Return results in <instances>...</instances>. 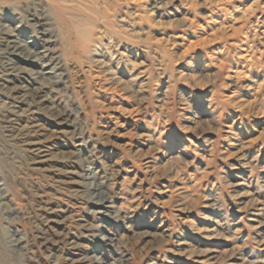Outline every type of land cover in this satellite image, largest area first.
I'll list each match as a JSON object with an SVG mask.
<instances>
[{
	"label": "rangeland",
	"instance_id": "obj_1",
	"mask_svg": "<svg viewBox=\"0 0 264 264\" xmlns=\"http://www.w3.org/2000/svg\"><path fill=\"white\" fill-rule=\"evenodd\" d=\"M69 1L0 7V264H264V0Z\"/></svg>",
	"mask_w": 264,
	"mask_h": 264
},
{
	"label": "bare ground",
	"instance_id": "obj_2",
	"mask_svg": "<svg viewBox=\"0 0 264 264\" xmlns=\"http://www.w3.org/2000/svg\"><path fill=\"white\" fill-rule=\"evenodd\" d=\"M21 1H31L32 4L35 2L36 3L37 2L43 3V4L48 5V7L52 8V10H55V8H57L59 14L62 15V17H63L61 19V21L64 22V21H66V20L68 21V19H70V23L73 26L76 25L79 27V30L81 31V35L84 33V35H83L84 39H82V38L79 39V41L81 40L79 42L80 45H83V44L85 46L87 45L86 43L89 40V38L87 35H85V30H86L87 25H88L90 20L88 19V17L86 18V16H83L82 12H78V10L72 9V7L69 4V2H70L69 0H0V7L11 6V4L19 3ZM71 1L73 2V0H71ZM77 1H79V0H77ZM83 7H85V6H83ZM15 10H17L16 7H15ZM19 28H23V27L19 26ZM13 32H11V33H13ZM18 34L25 35V32L24 33L19 32ZM83 36H81V37H83ZM3 40H5V39L1 40L2 43H4ZM1 42H0V61L5 59L7 69L11 72L10 75H13V74L19 75V74H22L23 72H26L25 70L20 69V68L18 69L15 66L16 65L15 62H21L25 65H29L30 67L36 68V71H34V73H32V72L31 73L33 76L36 75L37 77L42 78L44 80L42 82L43 83L42 89H44L45 87H48L50 85V83L45 82V77H47L48 75H51L53 70L50 67V64L44 60V58H43L44 55L42 52H40L39 45L37 44V41L35 39L31 40V41H29V40L23 41V40H20V38L18 39V37H16V35H10V37H8L6 43L1 44ZM50 63H51V61H50ZM53 84H54V82H53ZM53 87H54V85H53ZM21 100H22V97H21ZM44 101L45 100H41V103ZM36 102H38V103H36ZM31 104L33 105V107H30L29 111H32L33 113H37L40 109L39 106H37V105H39L40 102L39 101H32ZM90 187L94 192L93 193L94 197L97 198V202L101 205H104V204L106 205V202H104L105 201L104 197L100 194L101 191H100L99 184H92V186H90Z\"/></svg>",
	"mask_w": 264,
	"mask_h": 264
}]
</instances>
